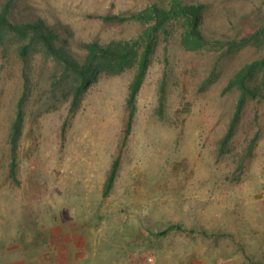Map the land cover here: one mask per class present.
Masks as SVG:
<instances>
[{
    "label": "rangeland",
    "instance_id": "374dc122",
    "mask_svg": "<svg viewBox=\"0 0 264 264\" xmlns=\"http://www.w3.org/2000/svg\"><path fill=\"white\" fill-rule=\"evenodd\" d=\"M170 1L16 0L10 18H44L81 57L85 41L132 39L146 27L105 16ZM183 1L205 4L203 30L213 38L241 40L264 24V0ZM183 32L181 21L159 31L122 147L135 62L101 71L76 99L80 81L42 44L32 41L24 57L31 39L5 33L0 264H264V69L221 150L241 97L227 85L264 57V32L198 50L184 47Z\"/></svg>",
    "mask_w": 264,
    "mask_h": 264
},
{
    "label": "trees",
    "instance_id": "16d2710c",
    "mask_svg": "<svg viewBox=\"0 0 264 264\" xmlns=\"http://www.w3.org/2000/svg\"><path fill=\"white\" fill-rule=\"evenodd\" d=\"M15 1L7 0L0 11V41L7 32L23 40L31 39L29 43H24L20 47L21 55L24 57L27 56L32 41L42 44L48 56L71 71L77 77L78 81H80L76 90V99L82 95L101 71H121L127 65L133 62L136 63V72L130 84L127 99L128 116L121 139V147L128 142L131 135L137 114L138 95L151 63L156 38L159 31L164 29L167 23L181 21L184 24V32L181 40L184 47L189 50H198L209 45H224L225 43H229L232 48L241 41L244 42L249 40L250 37H256L264 32L263 24L259 30L243 37L241 40L238 38L229 40L213 38L208 36L203 30L204 3L171 0L169 4L161 5L157 2H151L142 10L130 15L116 13L105 16V19L110 21H125L129 18L141 21L146 27L137 37L111 40L109 42H101L98 40L85 41L82 43L85 53L80 57L61 44L60 41L62 40L59 31L52 27L44 18L37 17L33 19L27 18L22 21H13L10 15ZM261 69H264V57L246 63L235 73L227 85V89H240L241 97L238 101L234 116L229 123L228 131L223 137V148L221 150H224V147L233 137L247 98L259 94L261 86L258 83H253V81H255L254 76L256 73ZM21 119L22 115L20 112L14 124L16 131L19 129ZM16 135L14 134L15 137ZM122 152L123 148H121L114 159L111 174L106 184L107 193L112 189L121 167ZM15 169L14 162L11 169L13 174H15Z\"/></svg>",
    "mask_w": 264,
    "mask_h": 264
}]
</instances>
